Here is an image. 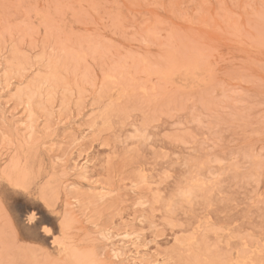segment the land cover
Listing matches in <instances>:
<instances>
[{"label":"rangeland","instance_id":"1","mask_svg":"<svg viewBox=\"0 0 264 264\" xmlns=\"http://www.w3.org/2000/svg\"><path fill=\"white\" fill-rule=\"evenodd\" d=\"M0 264H264V0H0Z\"/></svg>","mask_w":264,"mask_h":264},{"label":"snow or ice","instance_id":"2","mask_svg":"<svg viewBox=\"0 0 264 264\" xmlns=\"http://www.w3.org/2000/svg\"><path fill=\"white\" fill-rule=\"evenodd\" d=\"M36 227H37V228H39V225L37 224V225H36ZM44 230H45V231H47V229H46V228H45Z\"/></svg>","mask_w":264,"mask_h":264},{"label":"bare ground","instance_id":"3","mask_svg":"<svg viewBox=\"0 0 264 264\" xmlns=\"http://www.w3.org/2000/svg\"><path fill=\"white\" fill-rule=\"evenodd\" d=\"M134 256V255H133Z\"/></svg>","mask_w":264,"mask_h":264}]
</instances>
